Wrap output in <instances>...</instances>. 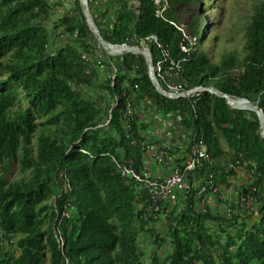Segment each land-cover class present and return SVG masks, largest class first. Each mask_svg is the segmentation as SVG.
Returning a JSON list of instances; mask_svg holds the SVG:
<instances>
[{
    "label": "trees",
    "instance_id": "16d2710c",
    "mask_svg": "<svg viewBox=\"0 0 264 264\" xmlns=\"http://www.w3.org/2000/svg\"><path fill=\"white\" fill-rule=\"evenodd\" d=\"M167 2L163 18L152 0L88 5L107 43L139 45L154 35L180 63L185 88L213 87L264 112V3L246 18L239 58L200 47V22L190 8L187 37L195 43L177 28L172 9L197 0ZM51 13L49 0H0V264H144L143 234L171 246L162 263L154 254L150 264H264V137L256 113L208 93L178 100L159 94L143 56L100 54L78 1L58 23L67 40L52 51L45 25ZM149 46L155 65L160 52ZM109 60H116L113 79ZM100 68L106 74L96 85ZM93 86L112 101L104 119L101 105L84 93ZM127 101L161 120L178 117L190 139L207 147L209 162L189 177L180 209L160 208L165 237L153 226L159 216L145 217L150 200L142 185L123 178L115 163L130 160L139 171L144 157L148 125L135 110L126 116ZM13 164L17 177L8 180ZM234 166H244L250 181L226 215L214 212L207 198L221 201ZM247 197L254 198L255 217L242 211Z\"/></svg>",
    "mask_w": 264,
    "mask_h": 264
},
{
    "label": "rangeland",
    "instance_id": "374dc122",
    "mask_svg": "<svg viewBox=\"0 0 264 264\" xmlns=\"http://www.w3.org/2000/svg\"><path fill=\"white\" fill-rule=\"evenodd\" d=\"M77 1L78 0H49L52 13L45 25L52 36V51L62 46L65 41L60 38V35L63 33L62 28L58 27L59 20L64 15L73 12ZM261 3H264V0H197L195 5L183 4L182 6L172 9V11L175 13L176 23L184 30L187 36V25L192 20L189 8L192 9V12L196 13L201 28L200 47L205 49L210 56L214 54L219 56L222 53L234 52L241 58L243 56V26L254 6ZM168 9L170 8L167 5L166 10ZM190 39L194 44L195 40L192 38ZM96 47L106 60L108 58L117 57L116 55L113 56L110 54L109 51L103 49L97 43ZM112 62L114 63L116 60ZM100 69L96 85L101 83L105 78V68ZM83 89L87 98H91L101 105L104 119L107 116L106 114L109 113V107L112 101L108 98L107 94L101 92L94 86L84 87ZM155 121L156 119L153 120V122ZM105 124L106 123H104V125ZM221 145L225 150L227 149L223 142H221ZM236 171V176L230 180L231 186L221 187L219 191V198L221 201H218L214 196H209L207 198V203L212 207L214 212L226 215L228 213V204L237 199L239 188L245 187L249 183L250 177L246 169L236 167ZM169 174L170 171L165 175L168 176ZM16 177L17 165L13 164L10 167V174L7 176V179L12 180ZM181 199L182 198H180V202H178L177 205L178 209L181 207ZM253 217H255V215H253ZM153 226L161 237H165L167 223L163 220L162 215L159 216ZM139 246L144 264H150L152 255L154 254L158 255L159 262L162 263L164 258L171 251V246L167 239L161 244H157L149 234L140 235Z\"/></svg>",
    "mask_w": 264,
    "mask_h": 264
},
{
    "label": "built area",
    "instance_id": "2783aa9c",
    "mask_svg": "<svg viewBox=\"0 0 264 264\" xmlns=\"http://www.w3.org/2000/svg\"><path fill=\"white\" fill-rule=\"evenodd\" d=\"M152 1L157 7L156 14L163 18V13L166 11V6L168 5L167 0ZM134 4L138 6L137 2ZM177 28L183 33L184 37L192 43L190 37H187L184 30L181 27ZM60 38L66 41L67 35L63 33L60 35ZM149 43H153L160 52V59L154 65V72L158 84L171 95L182 96V98L186 99L198 98L202 93L200 91L202 87H194L197 90L196 92H188V90L192 88L187 89L183 86L184 82L180 75L182 70L180 63L171 59L170 53L163 47L156 36H148L144 41L140 42L139 46L150 48ZM181 50L182 52L187 53L189 48L181 45ZM109 63L112 67L111 79H113L117 72V68L115 63L111 60H109ZM164 64H168L167 68L164 67ZM134 110L131 102L127 101L125 107L126 116L131 117ZM177 119L178 121L180 120L178 117ZM188 136V142L184 148L183 156L175 155L172 145L168 141L146 140L143 142L144 157L142 159V167L139 171L134 169L130 160H115L121 176L139 183L146 191L150 204L146 209L145 217L157 219L160 208L163 205L170 208H178L177 205L178 202H180V198H182L181 202L183 203L186 199L187 193L191 189L189 177L192 176L198 168L202 167L204 162H209L207 147L204 142L202 140L190 139L189 134ZM150 163L166 167L170 170V174L163 177L153 176L150 171ZM239 167L244 168V166ZM233 168L236 170L235 166ZM241 203L242 211L250 215H256L255 201L253 197L242 198ZM63 215L67 217L66 213ZM55 236L61 244V239L56 231Z\"/></svg>",
    "mask_w": 264,
    "mask_h": 264
},
{
    "label": "water",
    "instance_id": "95a60500",
    "mask_svg": "<svg viewBox=\"0 0 264 264\" xmlns=\"http://www.w3.org/2000/svg\"><path fill=\"white\" fill-rule=\"evenodd\" d=\"M78 3L86 19V23L90 31L94 35V38L99 46L109 51L110 54L116 55V56H121L124 54H134V55L143 56L147 64L148 76L155 90L159 94L167 98H171L175 100L182 98V96L171 95L158 84L156 76H155V72H154V65H153L152 57H151V50L149 47L139 46V45H128V44L114 45V44L107 43L101 37L99 29L93 20V17L89 9L88 0H78ZM196 91L197 90L195 88L188 90L189 93H193ZM200 91L202 93H208V94L215 95L217 97L224 99L227 102V104L233 109L254 111L259 119V124H260L259 132L262 135V137H264V112L261 108H259L257 104H253L246 99H234L213 87H202ZM241 102L244 103L245 105H243Z\"/></svg>",
    "mask_w": 264,
    "mask_h": 264
},
{
    "label": "crops",
    "instance_id": "0c3cea01",
    "mask_svg": "<svg viewBox=\"0 0 264 264\" xmlns=\"http://www.w3.org/2000/svg\"><path fill=\"white\" fill-rule=\"evenodd\" d=\"M135 113L141 123L148 125L145 132L147 140L168 141L172 145L175 155L183 156L189 136L180 126L177 117H168L166 120H161L158 115L154 114L151 109L146 108L143 104H138L135 108ZM154 119H156L155 122H153ZM150 171L156 177H163L170 170L150 163Z\"/></svg>",
    "mask_w": 264,
    "mask_h": 264
},
{
    "label": "bare ground",
    "instance_id": "6f19581e",
    "mask_svg": "<svg viewBox=\"0 0 264 264\" xmlns=\"http://www.w3.org/2000/svg\"><path fill=\"white\" fill-rule=\"evenodd\" d=\"M106 50V49H105ZM114 56V55H113ZM137 56V55H136ZM242 103V102H241ZM243 105H245L244 103H242Z\"/></svg>",
    "mask_w": 264,
    "mask_h": 264
}]
</instances>
